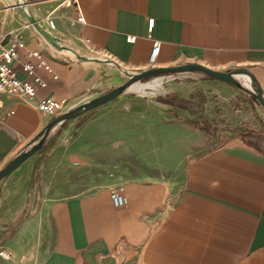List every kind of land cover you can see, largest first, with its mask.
I'll return each mask as SVG.
<instances>
[{"label":"crops","instance_id":"1","mask_svg":"<svg viewBox=\"0 0 264 264\" xmlns=\"http://www.w3.org/2000/svg\"><path fill=\"white\" fill-rule=\"evenodd\" d=\"M18 2L0 0V48L16 46L34 95H0V169L52 119L38 101L63 113L107 91L108 62L146 69L154 40L153 67L245 68L264 96V0H22L25 15ZM106 103L0 179V264H264V124L213 133L181 106Z\"/></svg>","mask_w":264,"mask_h":264},{"label":"rangeland","instance_id":"2","mask_svg":"<svg viewBox=\"0 0 264 264\" xmlns=\"http://www.w3.org/2000/svg\"><path fill=\"white\" fill-rule=\"evenodd\" d=\"M84 56L90 57L86 54ZM108 65L106 72L115 77V86L125 82L131 74L110 61ZM238 81L242 84L240 79ZM141 85L144 87L141 88ZM247 88H252V85L250 84ZM125 100H129L126 102L127 106H135L141 100H157L188 108L197 117V122H201V127L211 129L213 133L219 132L226 124L238 122L240 119H243L241 124H250V119H253L259 124L260 129H263L264 124V111L250 94L229 83L196 71L149 76L132 84L105 105L112 109L123 108L126 105ZM209 113L211 114L209 120L204 122L203 116ZM49 146L50 143L45 148ZM43 153L44 150L40 152V155Z\"/></svg>","mask_w":264,"mask_h":264},{"label":"water","instance_id":"3","mask_svg":"<svg viewBox=\"0 0 264 264\" xmlns=\"http://www.w3.org/2000/svg\"><path fill=\"white\" fill-rule=\"evenodd\" d=\"M200 72L209 77L224 81L229 83L235 87H238L248 94H250L262 107L264 110V96L261 92L260 87L254 80L253 75L246 70L245 68H233L225 71L211 69L199 63L188 62L181 63L173 66L167 67H148L141 71L132 72L128 79L114 86L107 91L92 97L78 105L70 107L68 110L60 113L57 116L52 117V119L39 131V133L20 151H18L1 169H0V179L9 174L11 171L16 169L22 162H24L28 157L38 151L44 142L46 141L49 132L58 124H62L63 122L72 119L94 107L102 105L109 100L114 99L123 93L129 86L140 81L141 79L147 78L149 76L164 74V73H177V72ZM245 74L250 77L252 88H247L242 85L238 79L235 77L236 75Z\"/></svg>","mask_w":264,"mask_h":264},{"label":"built area","instance_id":"4","mask_svg":"<svg viewBox=\"0 0 264 264\" xmlns=\"http://www.w3.org/2000/svg\"><path fill=\"white\" fill-rule=\"evenodd\" d=\"M78 20L82 21V17L78 16ZM153 25V19H148L147 27L148 30L151 29ZM129 40L133 37H128ZM21 46V43H19ZM159 50V42L154 40L152 42L151 51L149 54V66L153 67L155 57ZM31 54L38 55L36 51H32ZM18 56V51L15 45H11L6 48H0V95L3 92H17L26 95L27 97H32L34 95V84L27 80H21L17 78L12 71V64ZM40 64H44L43 61ZM32 65L30 63H24L23 70L30 72ZM38 84H42L40 80L37 81ZM37 108L44 115L51 117L59 115L63 110V103L61 101L53 99H42L36 103ZM110 197L114 206H123L125 204V197L118 189H111ZM10 252L5 248H0V258L3 260H8L10 258Z\"/></svg>","mask_w":264,"mask_h":264},{"label":"bare ground","instance_id":"5","mask_svg":"<svg viewBox=\"0 0 264 264\" xmlns=\"http://www.w3.org/2000/svg\"><path fill=\"white\" fill-rule=\"evenodd\" d=\"M17 6L21 9L22 13L25 15L26 10L24 8V6H22V0H19ZM48 41V40H47ZM53 43V42H52ZM236 78L240 79L242 81V84L245 87H250L251 84V79L249 76L245 75V74H240V75H236Z\"/></svg>","mask_w":264,"mask_h":264}]
</instances>
